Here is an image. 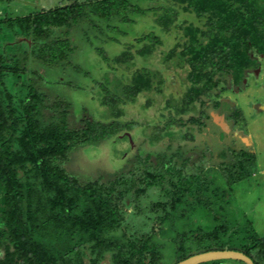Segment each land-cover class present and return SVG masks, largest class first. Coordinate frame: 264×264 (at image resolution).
Returning a JSON list of instances; mask_svg holds the SVG:
<instances>
[{
	"label": "trees",
	"instance_id": "16d2710c",
	"mask_svg": "<svg viewBox=\"0 0 264 264\" xmlns=\"http://www.w3.org/2000/svg\"><path fill=\"white\" fill-rule=\"evenodd\" d=\"M91 15L108 22L120 16L125 29L123 37L112 33L116 34L112 42L123 39L122 52L112 58L120 66L111 70L112 84L93 83L111 120L86 116L73 123L65 108L57 118L45 122L42 108H47L48 97L38 90L34 79L28 78L29 93L20 110L11 94L5 99L0 91V264H102L108 254L112 264H161L162 245L155 241L158 227L121 239L126 235L121 231L127 220V202H138L155 188L163 199L153 203L151 210L162 212L161 220H170L177 210L184 216L200 206L211 208L227 196V189L220 190L203 168L185 174L190 158L181 151L182 146L173 155L163 152L154 158L147 153L142 158L136 154L116 171L101 170L87 179L69 172L66 165L79 147L98 145L131 130L135 122L126 116L130 104L144 95L149 106L165 92L163 69L187 84L175 112L170 110L168 120L161 122L165 129L181 125L184 113L203 105L207 95L220 92L221 82L232 79L235 86H243L247 72L260 66L253 51L264 55V0H69L24 16H5L0 25L17 23L23 31H31L40 45L37 60L56 64L67 59L72 48L68 37L53 39L54 29L70 27ZM139 23L145 31L138 29ZM110 28L114 31L118 26ZM130 32L137 38H129ZM171 32L180 34L173 46L166 43ZM29 55L20 52L10 68L3 65L0 55V80L8 69L19 77L26 73ZM104 59L110 61V57ZM155 62L162 68L155 67ZM169 103L175 104L173 100ZM57 106L67 107L63 102ZM230 108L235 118L243 119L240 109ZM189 120L196 122L197 117ZM153 128L156 142L161 135L156 133L158 126ZM180 137L194 140L190 131ZM228 151L230 161H226ZM209 153L206 147L196 159ZM247 154L244 163L252 165L256 154L245 149L226 148L217 154L224 160L218 168L229 189L250 175L241 161ZM180 160L182 166L177 167ZM246 225L250 230L241 235L235 229L231 241L222 240V233L228 231L224 223L209 232L199 228L180 234L176 263L200 252L233 249L264 264V236L256 233L249 220ZM227 261L202 264H230Z\"/></svg>",
	"mask_w": 264,
	"mask_h": 264
},
{
	"label": "rangeland",
	"instance_id": "374dc122",
	"mask_svg": "<svg viewBox=\"0 0 264 264\" xmlns=\"http://www.w3.org/2000/svg\"><path fill=\"white\" fill-rule=\"evenodd\" d=\"M68 2L69 0H0V18L20 17ZM120 18L116 15L108 22L91 15L70 27L55 28L53 39L68 37L72 48L68 58L56 64L37 60L35 56L40 45L33 39L31 31H23L17 23L13 27L1 24L0 55L4 61L3 65L13 67L17 55L23 50L30 54L26 73L21 77L9 71L10 69L3 71V79L0 80L3 98L7 99L6 94H11L14 105L20 110L29 93V79H34L38 90L48 97L47 108H42L45 122L53 119L52 116L57 118L65 108H68V117L73 123L86 116L101 121L111 120V113L102 103L101 93L97 87L94 89L93 83L97 80L112 84L114 75L111 70L113 66L120 67L112 61V58L123 50V39H120L121 42H112L116 35L112 33L123 37L125 29ZM109 26H118V29L113 31ZM130 27L127 25L126 28L130 30ZM142 27L144 26L139 23L138 29H141V32L145 31ZM128 37L137 38L132 36V32L128 33ZM179 37L180 34L171 32L166 43L171 42L170 45L173 46ZM253 55L259 59L260 66L247 72L243 86H235L232 79L221 82L220 92L207 95L203 105L184 113L183 123L171 129H165L161 122L164 124L168 120L170 110H176L187 84L172 71L163 69L167 77L165 92L157 96L149 106H146L148 96L143 97L144 95L140 96L137 103L130 104V112L126 116L135 122L131 130H125L124 133L122 131L98 145L79 147L66 165L69 172L87 179L94 177L101 170L116 171L136 154H140L142 158H145L147 153H151L154 158L163 152L173 155L182 146L181 151L190 158L183 169L185 174H195L203 168L206 176L211 178L220 190L227 189V196L218 199L216 205L211 208L200 206L184 216L177 210L170 220H161L162 212L154 213L151 210L153 203L163 199V195L155 188L150 189L138 202H127V220L121 231L126 235H122L121 239H126L127 235L135 231H151L153 226L158 227L155 241L162 245L158 254L161 264L176 263L179 254L176 238L189 230L197 232L201 228L209 232L224 223L227 224L228 231L222 233V240L231 241L235 229L239 228L241 235L250 230L246 225L249 220L256 233L264 236V55H259L256 51H253ZM104 56L110 57V61H105ZM155 67L162 68L158 62H155ZM172 100L175 104L169 103ZM61 102L67 107L57 106ZM231 106H236L242 111L243 119L234 117ZM191 116L197 117V121L189 120ZM155 125L159 130L156 133L160 132L161 135V139L156 142L152 139ZM188 131L194 135V140L180 137ZM206 147L210 148V153L202 159H196L197 154ZM226 148H234L238 152L245 149L256 154L252 165L244 163L249 154L242 157L241 161L247 165L250 175L236 182L232 189H229L222 170L218 168L224 160L219 159L217 154ZM228 153L226 161L232 158L231 151ZM182 163L180 160L177 167H181ZM216 215L219 219H216ZM111 260L108 254L102 264H112ZM227 262L243 264L233 260Z\"/></svg>",
	"mask_w": 264,
	"mask_h": 264
},
{
	"label": "water",
	"instance_id": "95a60500",
	"mask_svg": "<svg viewBox=\"0 0 264 264\" xmlns=\"http://www.w3.org/2000/svg\"><path fill=\"white\" fill-rule=\"evenodd\" d=\"M220 260L241 261L243 264H256L246 253L233 249L209 250L191 255L176 264H202Z\"/></svg>",
	"mask_w": 264,
	"mask_h": 264
},
{
	"label": "flooded vegetation",
	"instance_id": "af4514ba",
	"mask_svg": "<svg viewBox=\"0 0 264 264\" xmlns=\"http://www.w3.org/2000/svg\"><path fill=\"white\" fill-rule=\"evenodd\" d=\"M238 262H241V261H238ZM230 264H232V263H230Z\"/></svg>",
	"mask_w": 264,
	"mask_h": 264
},
{
	"label": "crops",
	"instance_id": "0c3cea01",
	"mask_svg": "<svg viewBox=\"0 0 264 264\" xmlns=\"http://www.w3.org/2000/svg\"><path fill=\"white\" fill-rule=\"evenodd\" d=\"M1 12V11H0Z\"/></svg>",
	"mask_w": 264,
	"mask_h": 264
}]
</instances>
